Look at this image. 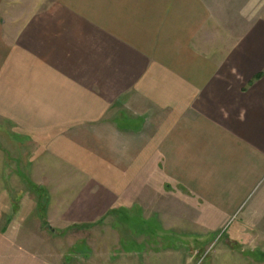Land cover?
Wrapping results in <instances>:
<instances>
[{"label": "crops", "instance_id": "1", "mask_svg": "<svg viewBox=\"0 0 264 264\" xmlns=\"http://www.w3.org/2000/svg\"><path fill=\"white\" fill-rule=\"evenodd\" d=\"M239 1L0 0V264H52L10 231L17 208L76 228L231 201L217 176L264 111V0Z\"/></svg>", "mask_w": 264, "mask_h": 264}, {"label": "rangeland", "instance_id": "2", "mask_svg": "<svg viewBox=\"0 0 264 264\" xmlns=\"http://www.w3.org/2000/svg\"><path fill=\"white\" fill-rule=\"evenodd\" d=\"M250 119L255 130L250 131L249 142L242 139L249 153L232 163L229 179L217 176L219 195H226L230 202L210 203L212 195L204 202V197L191 195L175 198L160 211L157 206L156 212L116 208L95 226L76 228H61L50 220L40 222L35 217L38 213L17 208L8 214L15 215L16 221L10 231L21 238L22 246L52 264H264V162H254L264 156L252 139V134L257 138V132L264 130L259 127L264 125V111ZM259 143L264 151V136ZM247 169L244 186L241 172ZM199 175L202 181L211 179ZM224 184L229 185L223 190ZM26 198L16 197L15 203L33 202L32 197ZM4 214L0 230L6 228ZM24 232L30 236L22 237Z\"/></svg>", "mask_w": 264, "mask_h": 264}]
</instances>
